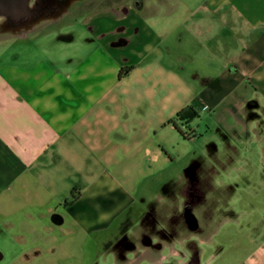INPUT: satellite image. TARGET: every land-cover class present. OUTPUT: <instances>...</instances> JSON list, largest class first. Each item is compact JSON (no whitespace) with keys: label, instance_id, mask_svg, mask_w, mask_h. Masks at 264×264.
<instances>
[{"label":"crops","instance_id":"crops-1","mask_svg":"<svg viewBox=\"0 0 264 264\" xmlns=\"http://www.w3.org/2000/svg\"><path fill=\"white\" fill-rule=\"evenodd\" d=\"M76 14L84 33L73 29L52 52L0 53V235L22 251L15 264L44 250L27 238L14 243V235L43 237L31 218L51 214L63 224L69 216L74 232L91 236L118 220L122 234L125 221L136 218L128 229L141 223L152 205L137 209L141 188L158 162L172 166L171 136L181 133L170 120L183 108L197 112L176 119L186 138L196 139L191 123L206 110H219L222 121H264V0H124ZM7 17L0 16V42L28 39L40 24L15 27ZM125 66L130 71L119 77ZM255 150H245L252 167ZM261 163L264 172V152ZM168 202L156 204L157 213L171 216ZM58 207L64 213L52 212ZM13 217L26 225L14 227ZM258 231L250 244L264 251ZM10 247L1 239L0 260Z\"/></svg>","mask_w":264,"mask_h":264},{"label":"rangeland","instance_id":"rangeland-1","mask_svg":"<svg viewBox=\"0 0 264 264\" xmlns=\"http://www.w3.org/2000/svg\"><path fill=\"white\" fill-rule=\"evenodd\" d=\"M89 1L74 5L75 13L70 16L61 14L54 19H39V27L28 39L20 40L15 36L13 40L0 42V53L6 50L20 54L35 50L52 52L56 42L69 36L73 29L84 33L82 25L75 26L80 17L76 13L124 0ZM4 29L0 27V38ZM208 111L191 123L198 133L196 139H183L173 131L169 148L172 166L159 168L158 162L156 173L141 188L139 199L142 197L144 201L137 202V209L152 204L157 213L156 204L167 198L173 201L168 202L171 216L158 212L154 226L144 215L141 223L132 229H128L129 222L136 218L125 221L126 234L118 230V220L108 230L99 229L92 236L74 232L69 216L63 224L54 223L51 214L45 219L31 218L27 220L31 227H44L43 237L14 235V243L27 238L26 244L32 246L39 242L44 244V250L40 258L22 264H264V251H255L250 244L251 239L260 238L258 229H264V172L258 170L263 161L264 121L260 118L252 122L247 118L244 124L233 118L226 122L219 119V110L212 115ZM231 124L235 126L232 128ZM183 128L189 130L186 126ZM202 145L205 156L201 154ZM253 146L255 157L258 154L255 161L258 167L248 164L250 155L245 150ZM197 158H203L209 168H205V185L199 180L202 171L198 170ZM203 196H207V202H201ZM187 202L193 204L190 208L197 217L198 225L194 228L186 225L182 218ZM54 211L64 213L61 207ZM13 220L14 227L26 225L25 221L21 225L16 217ZM152 227L159 230L154 231ZM144 236L154 244L146 243ZM1 239L4 248L10 247L9 240H3V235H0V243ZM32 251H28L30 255ZM21 252L10 247L5 250L0 264H15L14 257Z\"/></svg>","mask_w":264,"mask_h":264},{"label":"flooded vegetation","instance_id":"flooded-vegetation-1","mask_svg":"<svg viewBox=\"0 0 264 264\" xmlns=\"http://www.w3.org/2000/svg\"><path fill=\"white\" fill-rule=\"evenodd\" d=\"M84 0H31V12L26 16H18V17H7L6 23L11 26H22L38 21L39 19H54L58 15H63L67 10L72 8L74 5L81 3ZM188 203V202H187ZM192 203L189 202L187 207L184 209L182 218L186 225L191 227L189 209L192 207ZM148 222H151L152 225L155 224V220L157 219V213L153 210V207L149 210V212L145 215ZM173 219V217H172ZM198 225V223L196 224ZM155 226V225H154ZM198 227V226H197ZM153 229V227H152ZM154 231L159 229H153ZM162 234H165L164 232ZM148 235V234H145ZM145 237V236H144ZM145 242L148 244H154L149 241V238L145 237Z\"/></svg>","mask_w":264,"mask_h":264},{"label":"water","instance_id":"water-1","mask_svg":"<svg viewBox=\"0 0 264 264\" xmlns=\"http://www.w3.org/2000/svg\"><path fill=\"white\" fill-rule=\"evenodd\" d=\"M31 0H0V16L9 15L10 17L26 16L31 12ZM191 227L194 228L197 224V217L189 209ZM58 219V218H56Z\"/></svg>","mask_w":264,"mask_h":264},{"label":"trees","instance_id":"trees-1","mask_svg":"<svg viewBox=\"0 0 264 264\" xmlns=\"http://www.w3.org/2000/svg\"><path fill=\"white\" fill-rule=\"evenodd\" d=\"M130 69H131L130 66L121 67L119 71V77H122L125 74H127L130 71ZM196 116H197L196 110H194L192 106H188L186 108H183L181 111H179L175 116V118L170 120V123H173L177 128V130L182 134V136L186 138V134L180 128H178L176 119L188 120V119H193ZM78 195H79V189L76 187L73 188L71 192V200L74 201L78 197Z\"/></svg>","mask_w":264,"mask_h":264}]
</instances>
